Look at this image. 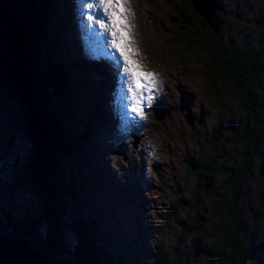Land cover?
Wrapping results in <instances>:
<instances>
[{"label":"rangeland","instance_id":"rangeland-1","mask_svg":"<svg viewBox=\"0 0 264 264\" xmlns=\"http://www.w3.org/2000/svg\"><path fill=\"white\" fill-rule=\"evenodd\" d=\"M143 1L145 3H142L141 6H142V10L144 11V13L147 12L151 16L159 19L160 21L153 19V21L150 22L148 21V18L146 17L143 19H139L135 16L137 25H133L131 24L132 23L131 19L128 18L127 16V24L132 25V28L128 27L129 47L134 50V55L132 58L135 59L138 63H141L145 59V62L147 64L148 62L151 64L149 65V67L151 68V66H155V64L157 63L164 62L165 70H164L163 75L166 77V79L169 80L166 91L164 92L163 95L157 94L156 96H153L152 102L150 104L146 106H142L143 111H144L143 119H140L139 117H136V116L134 118L131 117V114L133 113H131L129 109L127 108L126 105L128 103L126 101V98H124L122 95L116 96V98L111 99V101L110 100L106 101V99L102 96L101 92L98 95L93 94L94 92L97 91V89H95L90 99L92 100L94 98V95L97 97L100 96L102 98L101 104L108 103V108L111 109L110 107H112L111 111L113 110L116 113L120 114L121 120L123 119V117H125L127 121H134L135 125L138 120H141L143 124H146L147 122L145 119L150 118L149 119L150 127H151V124L153 125L154 116H156L155 114H152L154 111L151 109L154 108V106L156 105L157 107L159 105L167 106L168 114L167 115L165 114L162 117L167 122H171L172 128L168 125H164V122L161 121L160 122L161 130H162V133H164L165 135H156L152 133L149 129L148 136L144 137L146 139H158L159 142L157 143V146L161 145L165 141H166L165 145L169 146V150L166 151V153L168 154V160H167V157L162 156V160H164L165 162L167 161L166 163V174L167 175L161 176L160 179L158 178L160 185H161L160 186L161 189L159 190V192L161 195H163L170 185L168 183V180H169L168 175L174 174V161L175 162L181 161L188 152L194 149H197L194 151V153H197L198 151L200 152V154H205V155H213V153H215L216 156H224L225 158L226 151L224 147L221 144H217V143L213 145L211 143V137L214 131L217 132L216 131L217 129H220L225 124H227L229 119L226 115H230L233 113V110L230 109V107L232 106L233 109H236V107L231 97L230 87L224 89L223 85L220 84L216 88V92L219 93V96L214 100L212 107H211L210 102L207 100V105H204L203 108L198 110L197 112L193 109V107H190L188 111V118H185L183 115H181L178 112L180 108L185 109V110L187 109V107L191 104V97L186 92H181L179 97L175 101V98L177 97L176 94L178 93V89L184 90L185 87H184V82L182 81L181 77L178 76L176 73H174V75L172 74L171 59H174L175 57L177 60H182L184 63L190 66L196 67V68H200L202 61L204 62L205 65H207L208 63L207 58L203 56L202 46H205L206 44L204 41L206 39L203 35V29L201 28L199 24H196L192 18H191V22L183 21L185 17L191 16V13L193 12L192 4L188 5L187 7L182 6V3L186 4L188 2L187 0H180L176 4H173L174 2H172L170 3L172 7L164 6L160 0H143ZM148 1H156L157 5H151L147 3ZM217 1L221 3V8H224L225 14L223 16L221 15L222 9L220 8V4L218 2L217 4L219 6L217 10L215 11V15L220 18V25L217 26L218 32L215 33L216 40L224 42V44L227 43L226 41L229 40L228 44L231 45L232 42L230 40L235 39L238 41L239 44H241L243 37H247L248 39H251V38H254V36L255 37L258 36L257 32H253L252 28H254V25L252 26L251 19L255 17L254 11L255 9H257V7L259 8V10L264 9V6H263L264 0H217ZM235 2H238V3L235 4ZM61 5H62V2L61 3L58 2L57 7L59 10L55 11L58 21L53 26L59 30L58 36L60 38H62L61 35H63L60 32L63 26H62L61 17H59L58 15H61V11L62 12L64 11L63 10L64 8H62L61 10ZM16 10H17V7L15 6L14 11ZM22 13L24 14V12H21L18 14V17L20 19H23L25 16V14L23 16ZM63 16L65 18L67 17L66 14H63ZM81 16L82 15L79 14L78 17H81ZM39 17H40L39 15H36V19H34L35 20V40L37 36H41V37L44 36L47 30V29L45 30V27H44L45 17H42V20H40ZM174 17H178L177 18L178 20H180L181 18L184 24L182 25L179 24V23H182V21H180L178 24L175 23L173 20ZM36 21H38V23H36ZM16 24H17V28H19L18 21L13 22V25H16ZM70 24L72 25V28L75 33V31L78 29V21L76 19L75 20L72 19L70 21ZM66 25H68V23H66ZM178 25H180V27ZM141 26H144V27H141ZM28 29L32 30V24L29 26ZM154 29H155V32L153 31ZM6 32L8 33L7 30ZM85 32H86V29H85ZM87 32H88V29H87ZM19 34L20 36L22 35V33H19ZM228 37L233 38V39H229ZM155 38H157L159 46L157 50H154L151 52L149 48L155 45L154 43ZM211 39L214 40L213 37H211ZM166 41H170L172 45L167 43ZM137 42L139 46L137 45ZM36 43H38V41ZM60 47L61 45H57V49H59ZM38 52L39 54L43 55V57L41 56L38 58V62L40 64H43L46 58L45 50L41 49V51H38ZM67 54L69 53H66V56ZM50 57H52V55H50ZM174 62H176L175 59H174ZM31 64H33V62H31ZM193 67H191V69H193ZM57 68L58 66L51 67L48 73L50 74L52 72H56ZM144 69L145 71H149L148 65L147 67L141 66L140 70H144ZM58 70L61 71V76L65 75V72L63 70H60V69ZM114 70L117 71V66H114ZM83 76L85 78H88L84 74ZM64 78L67 82L68 81L70 82L68 78L66 79V76H64ZM115 78H116V75L113 76L112 80L116 81L117 79ZM193 81H194V85L196 86V88L199 89L202 92V94L207 98V94L203 90V85H204V82H206V87L210 89L211 84L208 82V78L206 74H203V72L200 71V74L197 77H195ZM70 83L72 86L74 85L72 82ZM116 83H117L116 84L117 87H122L121 83H119L118 81H116ZM41 86H44L46 97H47L46 101L48 103V104L45 103L43 107V110L45 111V117H44L45 119L42 118L43 117L42 111H40L42 114L41 118H38L40 119L42 129L45 130V133L49 129L48 124H51L52 122V118H49V116H52V111H54L56 115L61 114V117L63 116L62 124L65 127L64 129L67 131V134L65 135V137L67 138L69 135V132L72 131V129L68 126V124H70L71 121L67 119L66 112L64 115V112L62 110V105L67 106V104L70 105V103H65L64 100L60 101L61 95L55 94L56 96H58V98L56 99V103L54 104L53 99H51L50 96H49L50 98L47 96V94H50L49 87L46 85V83H43ZM100 89L101 88H99V90ZM39 91H41V89ZM66 91H68L67 88H66ZM187 91L191 92V90L189 89H187ZM232 92L235 95V91L232 90ZM78 94L81 95L80 93ZM113 94L116 95V93H113ZM149 95L151 94L149 93ZM17 96H18L17 92L15 90H12V87L10 86V82L9 81L5 82L4 87L0 89V125L4 126V131H5V127L8 129H11L12 134L9 137H3L0 134V142L2 141L0 156L2 155L4 157L2 158V160H0V170L2 169L1 171L4 172L6 177L10 180L11 187H9L10 186L9 183H4V181H2L0 177V208L1 207L3 208V209L2 208L0 209V213L4 215L5 219H8L7 220L8 222L13 221L12 219V214H13L15 218L19 219V221L25 224L22 227H19V230L10 231V229H6V230H9L10 232L8 231L6 232L5 229H3L2 231L0 230L1 231L0 235H3V237L13 239V240L24 237L23 233H24V229L26 226H32L34 228L37 223L34 224L32 223L33 221L37 220L38 223L40 224L46 222V220L41 215V211H38L37 206L41 205L45 209L46 212L50 210V196H48L47 193H49L50 190H51V193H54V194L58 193L57 190L54 189L55 187H57L56 185L58 184V182H51V180L54 179V181H56L55 178H59L67 172L69 174H72V172L69 169H71L72 171L75 170L76 172H78V170L74 169L75 166L73 168L74 162L73 163L71 162V161H75V162L78 161L77 159V152H78L77 140H73L70 142L68 140L65 143H70V145L75 143L76 148L71 149L70 152L67 153V156H66L68 157L66 159L67 161L65 162L62 161L60 163L61 167L60 165L52 166L53 161L56 160L58 157L57 153L55 155L54 153L52 155H49L48 159L45 158L46 155L44 156V153L42 155L37 154L36 157H40V158H39V161L37 162L36 167H38V170L40 171V175L38 176L34 172L36 177L35 179L33 178V176L30 173V170L26 169V166L23 164V162H25L24 158L27 155L26 152L28 151L27 146H31V142L25 140V143H26L25 144L23 141V137L20 135L21 133H23V131L17 130V128L22 129L24 127V124L20 122H15V121L11 123L10 120H8V118L11 117L10 114L6 116L7 111L9 110L8 109L9 106H11V110H14L15 108L18 107L19 99L17 98ZM64 98L65 97H63V99ZM199 98L200 96L197 95L194 99L198 100ZM173 100H174V106H173ZM48 101H50V103ZM74 102L77 106H80L81 109L86 106L89 108L91 107L95 108V101H92L90 103H84V100L82 99V97H77L74 100ZM192 104L193 106H199V107L201 106L200 103H197L194 101ZM58 105H61V108H59ZM173 108L175 111H173ZM48 109L51 110L50 112L51 115L47 112ZM111 111L110 113H108V119H110L111 117V114H112ZM202 111H206L208 113L206 120L204 118H199L200 116L205 115V113ZM32 112H33V115L35 116L33 109H32ZM104 112H105L104 110H103V113L101 111L100 112L101 115H104ZM13 113L16 114L15 111H13ZM21 113L23 114V118L25 119V121L29 122V120L27 119L28 110L26 109V112L18 111L16 115H20ZM194 113L195 115L193 116V118H191V115ZM73 115L74 117H76L74 113ZM210 116H212L214 120L213 124H210L208 122V117ZM97 117L99 116H98V112L96 111L95 115L91 114L89 117L85 116V119L87 120L89 124V121H93L94 119L96 120ZM64 121H67V125ZM57 124H58V127L61 125L59 123ZM58 127L54 126V128L57 130L59 129ZM132 127L134 126L131 123V126L129 127V130H128L129 133L133 129ZM88 131L91 137L98 134L96 123L95 125L91 126ZM262 132H264L263 129H262ZM101 133L104 134L103 130L101 131ZM6 134H8V132ZM80 134L82 135V132ZM131 134H132V137H134L133 135H138L137 132L134 134L133 133ZM174 134L176 135V137L174 136ZM118 135L123 137V135H121L120 132ZM127 136L128 134L126 135L125 138H127ZM113 137H114V141L118 140L115 134H110L109 136L110 143ZM139 138H143V137L140 135ZM11 139L16 140L14 145L11 143ZM146 139H139V140H141L142 142L151 143L150 141ZM198 139L208 142L209 145L206 147H201L195 144L194 141ZM123 144L125 143L123 142ZM17 148L19 150V153L17 151ZM48 149H49V146L47 147V150ZM175 149H176V152H175ZM262 150L264 151V141H262ZM85 152H86L87 160H93L95 158H98L97 157L98 153L94 148H92L91 152L85 149ZM130 153L131 151H129L128 153V151L126 152L122 148L121 150H119V152L116 151L117 156L113 157L111 154H109L106 151V156L108 160L104 161L101 158V166L105 168V170L102 173V178L105 177L107 168L110 164L116 168L117 172H121V169L119 168L120 156L125 157V161L128 164L130 161V159L128 158ZM17 155L20 157H18ZM72 157L74 160H72ZM131 160L133 161V158H131ZM15 162L16 163L19 162L15 172L12 171V169L4 170L3 167L8 166L9 164L15 163ZM152 164L153 162L150 163V165ZM47 165L51 166V169H52L51 177H49V175H47V173L45 172V168ZM263 165L264 163L262 164L261 168H263ZM157 166L158 165L154 166V168L156 169ZM162 167L164 168L165 166L162 165ZM154 173L155 172L153 170L150 173V182L154 181ZM85 176L87 178H89L90 176L91 178L93 177L92 174L90 176L89 174H86ZM115 176L116 175L112 177L113 180H115L114 179ZM43 177L45 180L49 178V185H42L46 187H42L43 189L40 191V186H39L40 184L37 181V179L42 180ZM139 177L142 179V175H139ZM151 178H153L152 181H151ZM11 179H13V181ZM20 181L24 183L25 185H21ZM115 181H113L114 182L113 184H116L118 187L119 184L115 183ZM90 183L92 184V180L90 181ZM98 183L99 182L96 181V184ZM64 185H66L65 188L66 190H68L69 184L65 183ZM251 185L255 191L254 192L255 199L254 198L253 199L257 203L256 205H253V208H255L256 212L258 213L261 212V213L258 218H256L253 215V213L248 214L245 216L244 221L247 223V227H248L246 232L248 236L251 238V241L253 240L254 242L256 239L262 238L263 236L262 233H264V196L261 197L256 193L257 190H262L264 194V177H259V175L257 177L254 176L251 180ZM105 187H106V192L104 194H101L100 197L96 195L89 196L87 191H84L80 195L79 197L80 200L85 199V198L93 199V201H91L85 213L83 209L79 207V202L77 198L75 197L67 198L68 202L73 203L74 205L78 207L80 211V212L77 211V213L80 214L79 220L85 223L83 221L84 219L82 215H85L84 216L85 221H86L87 215L90 216L94 221V228L96 230L98 229L99 221L102 219L101 218L97 219V217L93 218L92 215L95 212V207H97L101 202L103 203V205H100L98 208H100L102 211L101 217L105 215L106 206H107L106 199L108 195L107 191H109V186L105 184ZM157 189H159V186H157ZM184 190H187V186H185ZM219 190H220V187H218V191ZM95 191H96L95 194L96 193L99 194V192L101 191V187H97ZM115 195H116V191L110 193V197H113ZM136 195L138 196V194ZM172 197L174 198V191L171 195H168L167 200L166 199L161 200L159 197L158 205L163 202L165 206H161V207L155 206L153 208H150V210H148V213L152 214L155 217V218H152V221L150 222H149L150 219L146 213H143V215L140 216V215H135L132 212L129 214L125 212L123 213L124 209H122L123 211H120L119 209L114 208L113 211L116 217L119 219V221L113 222L110 225V228L115 227L117 229V232L115 233L114 237L117 239L118 242L115 239H113V241H115V243L117 244L116 245L117 248H119L118 247L119 243L126 242V233L128 231V227L130 225L142 226L145 218H147L146 222H148V226L150 224V227L153 233L152 236L150 233L145 235L148 237L147 244L148 245L150 244V246L153 248L148 247L149 249H143L141 251L139 250V252L131 251V253L135 255L133 257L131 256L130 253L124 254L125 256L120 255L118 254L116 250L110 248L111 252L107 260L108 262L105 261L106 262L105 264H209V260L213 259V257L210 254L214 252V247H215V239L211 232V227L213 223L216 222V220H212L210 216H208L209 215L208 211L203 212V209L200 210V213L204 215H199V217L194 218L193 217L194 211L191 210V208L189 207L190 203L188 202L187 206L183 207L182 210L176 212L175 216L173 217L174 225H173V222L171 223L168 222L169 226L167 227V225L162 223L161 220H163L162 217H166L169 214V213L167 214V211H169L170 208H173L174 210V201L171 199ZM201 201L204 204H207L205 196H202ZM124 202L125 204H122L121 201L119 202V208L120 206H124L125 208L127 207V205H129V208H130V204L126 201ZM208 204L209 206H212L211 202H209ZM92 206L94 207L93 209H91ZM68 213L75 215L76 209L69 210ZM136 213L138 214V212ZM98 215H100V211ZM64 222L68 223V220ZM0 223H2L1 220H0ZM121 225L122 227H120ZM106 227H104L103 231H109V229ZM45 231L43 229L38 231V236L40 240H42L41 249H44L42 254L44 256L47 255L52 264H68V263H64V259L66 257L69 259L71 264H78L80 262L82 264H95L94 261H91V262H88V261L83 262L82 260L80 262L78 261L76 254H74L73 248L71 247V245L75 247L76 244H79L77 240L73 241L74 236L78 237L77 234L68 233V231H65L63 228H61L62 233L67 232L64 234V238H66L67 243H68V246H66L65 242L63 243L55 242L53 244L52 239L47 237V233H45ZM103 231L102 230L98 231V234H102V237H104ZM256 236H259V237L255 238ZM100 243L102 244V247L104 248H108V246L111 247L108 241L100 242ZM140 246L144 248L143 241L141 242ZM75 250H77V248ZM96 264H99V263H96ZM100 264H104V262ZM249 264H257V263L253 259H251Z\"/></svg>","mask_w":264,"mask_h":264},{"label":"trees","instance_id":"trees-1","mask_svg":"<svg viewBox=\"0 0 264 264\" xmlns=\"http://www.w3.org/2000/svg\"><path fill=\"white\" fill-rule=\"evenodd\" d=\"M8 1L12 6H17V4L20 3V13L24 8L25 16L22 13L24 18L20 19L23 27H25L29 18H32V46L35 50L34 19H36V15H39V19H42L40 15V8L36 2L37 0H34V2L28 0ZM187 1L188 2L184 5V7L190 5V0ZM49 2L52 4L51 1ZM236 3L238 2H235V4ZM50 5L48 4L49 8L51 7ZM221 9V15L223 16L225 14V10L224 8ZM254 12L255 17L251 19V23L252 26L254 25V28H252L253 32H257L258 36H254V38L251 39L243 37L241 44H239L237 40L230 37L228 38L233 39L230 40L232 42L231 45L228 44L229 40L226 41L227 43L225 44L224 42L216 40L213 29L206 23L205 20L194 12V10L191 13V16L185 17L183 20L184 22H191L192 18L195 23L199 24L203 29V35L206 39L204 40L206 43L205 46H202L203 54L208 61L206 65V75L208 82L211 84L210 88L214 92L213 96H216V98L219 96V93L216 92V88L220 84L223 85L224 89L230 87L231 97L236 107V109H233L232 106L230 107V109L233 110V113L226 115L229 119L227 124H225L221 130H217V132L214 131L211 137V143L213 145L217 143L224 147L226 151L225 158L224 156H216L215 153H213V155L202 154L200 163L198 161L196 162L199 163V165L195 170V187L189 207L192 211H194V218L199 217V215H201L200 210L203 209V211H208V216H210L212 220H216L211 227V232L215 239V247L214 252L210 254L213 259L209 260V264H249L251 259H253L257 264H264V238L256 239L254 242L253 240L251 241V238L246 232L248 228L247 223L244 221L245 216L248 214L253 213L256 218L260 216L261 212L258 213L255 211V208H253V205H256L257 203L253 199V193L255 191L252 188L251 180L254 176L257 177L259 175V168L264 161V151L262 150V141H264V132H262V129L264 130V9L259 10L257 7ZM54 14L56 15L55 11ZM65 14L66 16L68 15L67 10ZM177 18L178 17H174L173 20L178 24L182 21V19L180 18V20H178ZM183 21L179 24H184ZM36 23H38V21H36ZM180 25L178 26L180 27ZM66 26L71 33L69 37H71L74 30L70 21ZM54 29H56L59 34V30L55 27ZM61 36L63 38V35ZM211 37H213L214 40L211 39ZM27 49L32 53L31 43L27 46ZM59 50L64 58L66 52L63 48H60ZM35 51L37 55L34 58V62H36V58L39 56V52L37 50ZM76 59L81 62L82 67L84 62L77 58V56ZM31 62H33L32 59H30V67L35 73V69L33 68ZM35 64L38 68L37 72L43 71L44 75H50V77L45 80L46 85L51 91V93L47 94V96H50L53 100L58 98V96H56L57 94L63 96L65 90L62 88H65L66 85L63 83L64 76H61V71L58 70L63 69L58 67L56 72H53L52 74V77L57 78V81H60L59 84H49L47 81H52L51 73L49 74L46 70L44 71L46 68L44 65H39L38 62ZM70 65L71 67H68L69 71L78 70V68H76L77 66H73L72 64ZM75 74H78V72ZM97 79L106 82L107 74L105 76H98ZM1 81L2 79H0V82ZM1 85L2 84L0 83V88ZM108 89L107 92L109 94V90L111 89ZM232 90L235 91V95ZM206 94L208 98L213 100V97L210 95V90H208ZM44 97L46 101V93L44 94ZM108 98L106 101H109ZM45 101L44 103L48 104L47 101ZM48 102L50 103V101ZM62 110L65 115L67 107L62 108ZM42 113L44 118L45 111L42 110ZM52 116H49V118H52L51 124H48L47 122L49 129L46 131L48 139L46 146L49 145V149L44 153L46 155L44 156L48 159L49 155H52L53 153L55 155L57 153L58 157L53 161L52 166H58L62 161H67V153H69L71 149L76 148L75 143L70 145V143L65 142L68 140L69 142L77 140L78 135L76 131H70L68 137L66 138L65 135L67 134V131L64 129L65 127L62 124L63 116L61 117V114L56 115V117ZM64 122L67 125V121ZM57 123L61 125L58 127ZM54 126H57L59 129H55ZM198 153L199 152L196 154ZM1 170L0 175L2 174ZM69 170L72 174L67 172L63 176L55 178L56 181H54V179L51 180V182H58L56 185L57 187L54 188L58 193H51V190L47 193L48 196H50V210L48 213L50 219L54 218V220H49L47 224H40L37 220H35L32 223H37L36 226L34 228L32 226H26L23 235L33 243L34 247H39L41 240L38 236V231L42 229L45 231L46 229L52 238H56L57 242H65V245L68 246L67 240L64 238V234L67 232H61V228H63L65 231H68V233H75L78 236H74L73 241L77 240L79 244H76L75 247L71 245V247L73 248L74 254H76L79 262L81 260L83 262H89L91 256H86V253L91 254L93 246L96 245L95 264L97 261L102 263L103 254L102 244L100 242H104L106 237L103 235L105 237L104 238L102 237V234H98V231L101 229L98 228L96 230L94 228V221L88 215L86 223L81 222L79 220L80 214L77 213V211H80L73 203L72 205L76 208V213L75 215L68 213V211L71 210V205L70 202L67 201V198L75 197L80 203L79 188L83 183V176L79 173V170L78 172L75 170H73V172L71 169ZM45 172L49 175V177L52 176V169L50 165L46 166ZM39 182H41L42 185H49V178L45 180L43 177L42 180H39ZM65 183L69 184L68 190L65 189ZM42 185L41 188L46 187ZM218 187H220L219 191ZM256 193L261 197L264 196L262 190H257ZM202 196H205L207 204H204L201 201ZM180 200L182 201V199ZM209 202H211L212 206H209ZM167 214L168 215L166 217H162L163 220H161V222L168 227L171 222H173L174 225L173 217L175 214V207L174 210L173 208H170L169 211H167ZM12 219L13 221L11 222L7 221L8 223L0 224V230H19V227L25 225L23 222L19 221V219L15 218L13 214ZM0 220L2 222V220L8 219H5L4 215L0 213ZM67 220L68 223L64 222ZM7 231L10 232L9 230H6V232ZM108 243L110 245L113 244L109 241ZM74 248H77V250ZM64 263L71 264L67 257L64 259ZM105 263L106 262H104V264ZM78 264L82 263L80 262Z\"/></svg>","mask_w":264,"mask_h":264},{"label":"water","instance_id":"water-1","mask_svg":"<svg viewBox=\"0 0 264 264\" xmlns=\"http://www.w3.org/2000/svg\"><path fill=\"white\" fill-rule=\"evenodd\" d=\"M190 2L194 12L205 20L212 29L217 31V28H215V26L217 27L215 18V11L217 9L216 3L210 0H190ZM16 19L17 18L12 13L8 14L6 10L0 7V79L3 81L0 82L2 84L0 89L4 87L5 82L9 81L12 90L17 92V98L19 99L18 107L11 110V106H9L6 116L10 114L11 117L8 118V120H10L11 123L15 121L24 124L22 129L16 127L18 131H23L20 135L23 137L24 143L25 140L31 142V146H27L28 151L26 152L27 155L24 158L25 162H23V164L28 167L31 175L35 179V173L38 176L40 175V171L38 167H36L40 157H36V155H42L46 152L49 145L46 146L48 139L45 130L42 129L41 123L33 116H27L29 120L27 123L23 120L22 113L18 115L19 117L14 118L13 111L17 114L19 110H22L23 106L27 109L30 108L31 104L34 110L35 105H38L35 93L31 87L29 63L24 54L23 38L22 35L20 36L19 34L22 33V29L20 23L19 28H17V24L13 25V22L18 21ZM39 111L40 108L38 105V112ZM17 151L19 153L18 148ZM19 162L9 164V168L5 166L4 170L12 169V171L15 172ZM259 172L260 176H264V165ZM0 177L5 183L10 182L4 172H2ZM11 180L13 181V179ZM37 181L39 182V179H37ZM39 184L41 191L42 184L41 182H39ZM37 209L41 211V215L46 220L44 224H47L49 221L47 220L49 211L46 212L41 205H38ZM45 233H47V237L50 238L47 230ZM41 243L42 240L39 243V247H34L29 243L27 238L13 240L0 235V264H52L49 257L46 255V258L42 254L44 249H41ZM98 263L100 264L101 262L98 261Z\"/></svg>","mask_w":264,"mask_h":264},{"label":"snow or ice","instance_id":"snow-or-ice-1","mask_svg":"<svg viewBox=\"0 0 264 264\" xmlns=\"http://www.w3.org/2000/svg\"><path fill=\"white\" fill-rule=\"evenodd\" d=\"M127 0H81V10L89 28L99 29L98 35L106 38L110 52L118 54L117 73L126 89L127 107L140 119L144 118L142 106L152 102L156 79L152 72L141 71L140 64L133 59L134 50L129 47L127 24ZM100 13L99 16L93 13Z\"/></svg>","mask_w":264,"mask_h":264},{"label":"bare ground","instance_id":"bare-ground-1","mask_svg":"<svg viewBox=\"0 0 264 264\" xmlns=\"http://www.w3.org/2000/svg\"><path fill=\"white\" fill-rule=\"evenodd\" d=\"M49 1H51V2H53V0H48V4L50 3ZM61 2H62V0H61ZM51 4V3H50ZM49 4V5H50ZM57 5H58V2L56 3ZM51 6V5H50ZM64 11L62 12L63 14H65L66 13V9H63ZM62 40H63V38H61ZM60 48H63L62 46L60 47ZM59 48V49H60ZM58 49V50H59ZM59 52H60V54H61V56L63 57V55H62V53H61V51L59 50ZM28 61H29V59H28ZM29 64H30V61H29ZM70 64H72L73 66H77L76 68H80L81 67V62H79L77 59H74ZM51 92V91H50ZM2 100V99H1ZM32 104L30 105V108H27V110H28V116H33L39 123H40V119H38V118H41V112L39 111L38 112V107H37V104L35 105V108H34V113H35V116L33 115V112H32ZM19 111H24V112H26V109H25V107L23 106L22 107V110H19ZM52 115H53V117H56V114H55V112L54 111H52ZM14 116L15 117H19L18 115H16V114H14ZM43 118V117H42ZM23 120L25 121V119L23 118ZM26 122V121H25ZM27 123V122H26ZM96 126H97V123H96ZM90 127H91V125H90ZM98 127V126H97ZM122 127V126H121ZM120 132V131H119ZM120 134H121V132H120ZM104 135H105V138H106V143L108 144V145H110V142H109V134H106L105 132H104ZM141 135V134H140ZM134 137H135V140H136V138H137V136L138 135H133ZM126 139V138H125ZM119 141V139L118 140H115V143H117ZM124 141V143L126 144L129 140H123ZM133 147L135 146L134 144L132 145ZM45 153V152H44ZM45 155V154H44ZM18 156V155H17ZM18 157H20V156H18ZM41 160V159H40ZM41 164V163H40ZM42 165V164H41ZM26 169H28V167L26 166ZM154 172H155V168H153L152 169ZM119 176V185H118V187H120L121 186V184L123 183V182H125V179L123 178V176H121V175H118ZM115 178H117L118 179V177L117 176H115ZM114 178V179H115ZM40 180V179H39ZM153 180V178H151V181ZM64 183V182H63ZM116 187H117V185H115ZM43 188H41V190H42ZM137 190H136V187L134 188V192L137 194V192H136ZM117 193V192H116ZM139 193L140 194H138L139 195V197L140 196H142V194H141V192L139 191ZM126 202H128L129 204H130V202L128 201V200H126ZM123 207V209H124V211H126V210H128V208H129V205H127V207H125L124 208V206H122ZM150 210V209H149ZM130 219V218H129ZM87 221V220H86ZM86 221H84L85 223H86ZM28 239V238H27ZM29 240V239H28ZM29 243L33 246V243L29 240ZM43 251V250H42ZM46 257V256H45ZM47 258V257H46Z\"/></svg>","mask_w":264,"mask_h":264},{"label":"flooded vegetation","instance_id":"flooded-vegetation-1","mask_svg":"<svg viewBox=\"0 0 264 264\" xmlns=\"http://www.w3.org/2000/svg\"><path fill=\"white\" fill-rule=\"evenodd\" d=\"M263 238H264V234H263Z\"/></svg>","mask_w":264,"mask_h":264}]
</instances>
